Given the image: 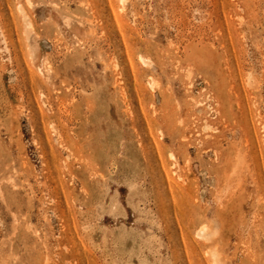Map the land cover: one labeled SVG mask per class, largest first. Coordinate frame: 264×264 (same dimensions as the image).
<instances>
[{
  "label": "rangeland",
  "instance_id": "1",
  "mask_svg": "<svg viewBox=\"0 0 264 264\" xmlns=\"http://www.w3.org/2000/svg\"><path fill=\"white\" fill-rule=\"evenodd\" d=\"M0 264H264V0H0Z\"/></svg>",
  "mask_w": 264,
  "mask_h": 264
},
{
  "label": "bare ground",
  "instance_id": "2",
  "mask_svg": "<svg viewBox=\"0 0 264 264\" xmlns=\"http://www.w3.org/2000/svg\"><path fill=\"white\" fill-rule=\"evenodd\" d=\"M198 232L202 236H207V235L211 234V231L209 230L208 226H203Z\"/></svg>",
  "mask_w": 264,
  "mask_h": 264
}]
</instances>
